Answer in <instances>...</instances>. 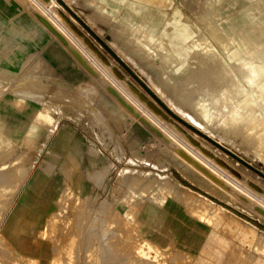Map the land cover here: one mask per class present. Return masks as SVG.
<instances>
[{"label": "rangeland", "instance_id": "rangeland-1", "mask_svg": "<svg viewBox=\"0 0 264 264\" xmlns=\"http://www.w3.org/2000/svg\"><path fill=\"white\" fill-rule=\"evenodd\" d=\"M11 1L9 13H0V79L10 82L7 86L0 83V93L8 90L7 96L12 97L16 93L18 97L12 104L17 108L27 109L25 100H35V109L28 111L33 124L23 160L35 159L29 167L35 166V172L43 175L48 186L41 182L33 187L35 220L29 224L26 213L32 189L25 190L18 208L11 205L19 163L0 168V185L3 180L6 182L0 186V211L10 208L8 218L13 210L19 212L13 230L5 232L0 228V264H193L190 254L151 236V224L143 225L141 217L144 204L162 205L180 217L186 212L205 221L216 220L220 222L218 227L225 228L226 234L234 238V250L252 252L264 264V217L238 197L206 186L199 180L201 176H187L175 151L155 130L165 128V136L177 147L180 143L170 138L171 132H176L185 144L193 140L201 147L208 146L207 153L235 170L242 186L253 185L252 191L264 198V95L256 83L246 78L249 69L244 66L259 55L258 49L264 44V11L260 13L258 8L263 1L226 0L219 17L213 20L204 10L206 0H154L158 5L135 0L143 13L137 20L125 13V7L133 0H124L118 9L113 7V0ZM42 12L62 21L78 42L71 37L62 41L45 29L37 16ZM149 15L158 16L162 24L167 22L165 30L181 38L179 50L173 52L178 62L174 68L166 67L156 43L139 44L134 31L126 30L129 24L152 31L145 24ZM64 16H73L86 38ZM221 23L230 28H223ZM152 33L168 43L170 38H176L161 30ZM241 33L246 34L249 45L242 54L232 51L238 48ZM257 37L260 40L255 42ZM50 43L62 50H45ZM77 53L83 58L79 59ZM49 56H54L56 62ZM207 64L214 65L216 71L220 65L219 74H211L214 68ZM192 72L203 75L194 76ZM191 74L193 78L189 79ZM201 75L214 77L213 81L203 77L207 83L203 79L205 84L199 83ZM22 76L35 86V92L27 94L24 81L18 79ZM194 77L200 79L196 81ZM232 80L242 83L243 92L232 94L231 100L228 88ZM109 84L117 87L120 97L126 99L128 94L137 104L129 101L133 108L126 107L108 91ZM141 115L153 121L154 128ZM63 134L66 142L61 138ZM256 186L261 191L255 190ZM175 190L183 199L175 196ZM257 204L264 209V204ZM2 223L6 224V216ZM244 257V263L252 259Z\"/></svg>", "mask_w": 264, "mask_h": 264}, {"label": "crops", "instance_id": "crops-1", "mask_svg": "<svg viewBox=\"0 0 264 264\" xmlns=\"http://www.w3.org/2000/svg\"><path fill=\"white\" fill-rule=\"evenodd\" d=\"M123 1L124 0H113V7L116 9L120 8L123 4ZM148 1L157 4V2L154 0ZM11 4V0H0V13L8 14ZM165 10L167 12L166 8ZM125 13L134 20L142 17L143 14L141 5L137 4L135 0L128 3V5L125 7ZM146 20L147 21L145 24L149 25L153 32L156 30H161L164 32V34H167L170 37L176 36V38H174V40L170 38L168 43L165 39L159 37L157 38L153 35L152 31L145 30L144 27L138 26L133 28L129 24L126 25V30L134 31L133 35H135L136 41L139 44L147 46L148 42L150 41L156 43V51L161 52L162 57L166 61V67L168 66V68H174L176 65H178V62L176 57L173 55V52L174 50L176 52L179 50L177 45L180 43L181 38L177 34L175 35L168 33L165 30V24L167 22L162 24L163 21H161V19L159 21L158 16L153 17L149 15ZM69 21L77 26V24H75L76 19L73 16L72 19H69ZM48 49L51 51L62 50L57 44H53L52 46V43L45 47V50ZM49 57L51 61H55L54 56ZM18 79L24 81L22 84L24 89L27 91V94L35 92V86L29 84L30 81H28L27 78L25 79L22 76ZM0 83L7 86L10 82L0 79ZM7 91L8 90H6L4 93H0V168L5 164L19 163V167L16 169V175L18 177L17 179L19 181H17L15 186L17 190L14 194L11 193V197L15 195L14 199L11 201L12 208L14 209L18 208L22 203V197L25 194V190L29 189V187L33 185L35 178L34 166L33 169H31V171L28 173L29 175H27L26 179L24 180L26 184H24L21 179V175L24 170L28 168L31 163L35 164V159L33 160L29 158L27 160H23V154L28 146V133L33 124V117L27 111L35 109V100H25L28 102L27 109H24L23 107L17 108L12 104V101L17 99L18 96L16 93H14L15 97L7 96ZM34 203L35 189L33 190L32 188V197L27 203L28 210L26 213V217H30L29 224L31 221L35 220V208L33 207ZM30 204H32V206H30ZM6 211H3L2 213L0 211V225L5 216L6 220L8 219L7 213L9 208ZM29 211L32 213L28 214ZM2 214L5 215L2 216ZM141 217L143 219V225L151 224V236L164 245H174L181 251L190 254L193 257V264H262L258 256L252 252L250 253L246 250L242 253L239 250H234L236 249L233 247L232 242V239L234 238L226 234L225 228L218 227L220 222H217L216 220L212 222L205 221L185 212L182 213L183 219L175 212L166 209L162 205L156 204H144ZM185 219L187 221L190 220L189 222L191 224ZM244 222H246V225L249 224L247 220H244ZM153 223L158 224L159 226H153ZM196 223H199L198 225H201L204 228L198 227ZM244 256H249V258L252 256L253 259H248L247 263H244Z\"/></svg>", "mask_w": 264, "mask_h": 264}, {"label": "bare ground", "instance_id": "bare-ground-1", "mask_svg": "<svg viewBox=\"0 0 264 264\" xmlns=\"http://www.w3.org/2000/svg\"><path fill=\"white\" fill-rule=\"evenodd\" d=\"M226 0H206V2H205V9L204 10H206L209 14V19H211V20H213V19H217L218 17H219V15H220V8H221V6L224 4V2H225ZM263 1V4H261V3H258V8H259V12L261 13V12H263L264 11V0H262ZM146 2V1H145ZM171 3V2H170ZM235 4V3H234ZM158 5V4H157ZM237 5V4H236ZM236 5H233V7H236ZM168 6V5H167ZM199 6H201V5H199ZM200 8V7H199ZM256 8V7H255ZM258 8H256V9H258ZM204 12V11H203ZM46 13V12H45ZM214 13V14H213ZM259 14V13H258ZM47 14H43V12H42V14H38L37 16L39 17V19H40V22L42 23V25L44 26V28L45 29H47V30H49L50 32H52V33H55L62 41H65V39H67V38H69V37H71V39H73L74 41H75V43H77L78 41H77V38H75V37H73V36H71L70 34H73L72 33V31L70 32L69 31V28H67V26H65L64 25V23L62 22V21H58L57 22V20H55V19H53L51 16L49 17H47L46 16ZM65 17V16H64ZM67 20H69L67 17H65ZM202 19H203V17H202ZM259 19H260V21L262 20V15H260L259 16ZM204 21H205V17H204V19H203ZM202 20V21H203ZM203 23V22H202ZM204 23H206V21L204 22ZM72 24V23H71ZM220 25H222V27L223 28H230L229 26H226L225 24H220ZM259 25H262V22H260L259 23ZM42 26V27H43ZM218 26H219V24H218ZM72 27L74 28L75 26H74V24H72ZM195 27V26H194ZM213 27V26H212ZM220 27V26H219ZM58 28L60 29V30H58ZM216 28V27H215ZM75 29V28H74ZM207 29V28H206ZM249 29V28H248ZM244 30H246V29H244ZM212 31H214V29L212 30ZM250 31V30H249ZM261 31H263V33H261V36L262 35H264V29L263 30H261ZM78 32L80 33V35H83V32L82 31H80V30H78ZM208 32H209V30H208ZM214 34H215V31H214ZM238 34V33H237ZM253 34V33H252ZM216 35V34H215ZM218 35H220V34H218ZM245 36H246V34L245 33H241L239 36H238V40H237V46H238V48L237 49H234V50H232V51H239V52H241V54H242V52H244L245 50H247V49H249L248 47H249V45H247V42H246V40H245ZM1 37H3V38H5L4 36H2L1 35ZM65 37H67V38H65ZM73 37V38H72ZM190 37V36H189ZM202 38H203V36H201ZM219 37V36H218ZM255 37V36H254ZM144 38V37H143ZM206 38V37H205ZM220 38V37H219ZM218 38V39H219ZM193 40H195V39H193ZM200 40V39H199ZM198 40V41H199ZM203 40V39H202ZM220 40V39H219ZM258 40H260L258 37H257V39L255 40V42H257ZM4 41V40H3ZM218 42V41H217ZM226 42V41H225ZM8 43V42H7ZM64 43V42H63ZM163 43V42H162ZM166 43V42H165ZM192 43V42H191ZM227 43V42H226ZM4 44L6 45V43L4 42ZM223 44V43H222ZM208 45V44H207ZM213 45V44H212ZM226 46V45H225ZM3 47V46H2ZM171 48V47H170ZM208 49V48H207ZM206 50V49H205ZM212 50V49H211ZM96 51H97V48H96ZM255 50H253V52H254ZM258 51L260 52L259 53V55L258 56H253L252 58H250L249 60H248V62L247 63H245L244 64V66L245 67H247L248 69H249V71L247 72V73H245V76H246V78L247 79H249L251 82H254V83H256L258 86H259V88L261 89V92H262V95H264V44L262 45V46H260L259 47V49H258ZM198 52V51H197ZM201 52V51H200ZM238 52V54L240 55V53ZM97 53H98V51H97ZM212 53V52H211ZM237 54V53H236ZM237 54V55H238ZM77 55H78V57H79V59L80 58H83L82 56H81V54H79V53H77ZM233 55V54H232ZM102 56V55H101ZM231 56V55H230ZM104 59H105V57L104 56H102ZM170 57V56H169ZM197 58V57H196ZM217 58V57H216ZM229 58H231V57H229ZM214 59V58H213ZM218 59V58H217ZM196 60V59H195ZM200 60V59H199ZM202 60V59H201ZM203 60H204V58H203ZM219 60V59H218ZM229 60V59H228ZM239 60H240V58H239ZM221 61V60H220ZM210 63H212L211 61L209 62V64ZM209 64H207L210 68L211 67H213L214 65H209ZM213 64H216V63H213ZM156 65V64H155ZM169 65V64H168ZM197 65V64H196ZM217 65V64H216ZM215 65V66H216ZM220 66V65H219ZM219 66H217L218 68H219V70H218V68L216 67V69L218 70V71H216L215 70V67H213V68H211V69H213V70H211L210 68H209V71L211 70L212 71V73H211V71H210V73L211 74H213V72H217L216 74H219V72H220V67ZM98 67H100V66H98ZM240 67V65L239 66H237V68H239ZM197 68H198V65H197ZM207 68V67H206ZM236 68V69H237ZM102 69V68H101ZM192 69V68H191ZM190 69V70H191ZM199 69V68H198ZM187 70V69H186ZM190 70H188V72L190 71ZM195 70V69H194ZM227 70V69H226ZM195 71H197V70H195ZM195 71H193V72H195ZM199 71H202V70H198L197 72H199ZM204 71H206V73H208L209 71L207 70V69H204ZM208 71V72H207ZM223 71V70H222ZM243 71V70H242ZM102 72L103 73H105L106 71H103L102 70ZM191 72V71H190ZM192 72V73H193ZM228 72V71H227ZM170 73V72H169ZM203 73H205V72H203ZM168 74V73H167ZM187 74V73H186ZM189 75H190V73H188ZM194 74V73H193ZM196 74V73H195ZM194 74V76H199L200 74H202V72H200L199 73V75L198 74H196L195 75ZM209 74V73H208ZM207 74V75H208ZM221 74V73H220ZM241 74V73H240ZM168 75H170V74H168ZM203 75V74H202ZM202 75H201V77H202ZM214 75V74H213ZM212 75V76H213ZM109 76V75H108ZM183 76V75H182ZM188 76V75H187ZM186 75H185V77H187ZM211 76V75H210ZM229 76V75H228ZM227 76V77H228ZM161 77V76H160ZM160 77H159V79H160ZM190 77H192L193 78V76H192V74H191V76H189V79H190ZM203 77H205L206 78V76H203ZM203 77L201 78V80L199 81V83H204V82H201L202 81V79H203ZM199 79H200V77H198ZM197 78V79H198ZM203 79L204 81H206V79L209 81H211L214 77H212V79H209V77L208 78H206V79ZM217 78V77H216ZM221 78V77H220ZM162 79V78H161ZM185 79V78H184ZM194 79L197 81V79H196V77H194ZM227 79V78H226ZM228 79H229V77H228ZM227 79V80H228ZM194 80V81H195ZM216 80V79H215ZM224 80V79H223ZM239 80V79H238ZM238 80H232L231 82H230V84H229V88H228V90H229V93H230V95L232 96L231 97V100H232V98L234 97L233 95H237V94H239V93H241L242 94V89H241V87H242V83L240 82V81H238ZM190 81H192V80H190ZM189 81V82H190ZM193 81V82H194ZM209 81V82H210ZM213 81V80H212ZM211 81V82H212ZM225 81V80H224ZM178 82V81H177ZM184 82V81H183ZM209 82H208V84H209ZM216 82H218V80H216ZM215 82V83H216ZM167 83V82H166ZM176 83V82H175ZM199 83H198V89L196 88V87H194V88H192V89H197V90H199V88L201 89V85H200V87H199ZM206 83H207V81H206ZM220 83H221V81H220ZM226 82H224V84H225ZM181 84V83H180ZM205 84V83H204ZM204 84H202V85H204ZM210 84H212V83H210ZM210 84H209V86H210ZM216 84H218V83H216ZM223 84V86H225ZM236 84V85H235ZM213 85V84H212ZM211 85V86H212ZM220 85V84H219ZM227 85V84H226ZM216 86V85H215ZM169 87V86H168ZM183 87V86H182ZM213 87V86H212ZM219 87V86H218ZM170 88V87H169ZM176 88V87H175ZM214 88V87H213ZM226 88V87H225ZM107 89H108V91L113 95V96H115V97H117L118 99H119V101L121 102V103H123L126 107H128V108H130V109H132L133 108V106L131 105V103H129V101H131L133 104H137L136 103V100L134 99V97H133V99L128 95V94H126V99H128V100H126V99H124V98H122V97H120V95L119 94H117V87H115L114 85H107ZM132 89H134L137 93H139L138 92V90L137 89H135V88H132ZM172 89H173V87H172ZM182 90H183V88H182ZM196 90V91H197ZM226 90V89H225ZM173 91V90H172ZM184 91V90H183ZM187 91H188V89H187ZM196 91H195V93H196ZM174 92H176V91H174ZM227 92V91H226ZM246 92V91H245ZM180 93V92H179ZM188 93H190V92H188ZM188 93H186V94H188ZM197 94V93H196ZM223 94V93H222ZM227 94V93H226ZM233 94V95H232ZM199 95V94H198ZM223 95H225V94H223ZM222 95V96H223ZM187 96V95H186ZM200 97L202 96V95H199ZM226 97V96H225ZM186 98V97H185ZM185 98H183V99H185ZM222 98V97H221ZM236 98V97H235ZM183 99H181V100H183ZM187 99V98H186ZM191 99H192V96H191ZM200 99H203V98H200ZM190 100V99H189ZM224 100V99H223ZM253 100H254V98H253ZM14 101V100H13ZM184 102H186L185 100H183ZM190 101H192V100H190ZM193 101H195V100H193ZM198 101V100H197ZM246 101V100H245ZM201 102V101H200ZM233 102H235V101H233ZM243 102V101H242ZM22 103V102H21ZM195 103V102H194ZM197 103V102H196ZM195 103V104H196ZM199 103V102H198ZM204 103V102H203ZM229 103V102H228ZM231 103V102H230ZM187 104H189V103H187ZM200 104V103H199ZM243 104V103H242ZM14 105V104H13ZM196 105H198V104H196ZM247 105H249V103L247 104ZM192 106H194V105H192ZM201 106L203 107V104H201ZM250 106V105H249ZM262 106V105H261ZM200 107V106H199ZM244 107V106H243ZM246 107V106H245ZM195 108V107H194ZM219 108V107H218ZM197 109V108H196ZM199 109V108H198ZM203 109H204V107H203ZM207 109V108H206ZM213 109V108H212ZM242 109V108H241ZM243 110V109H242ZM196 111V110H195ZM205 111V110H204ZM203 111V112H204ZM221 111V110H220ZM28 112V111H27ZM147 111H145V113H146ZM198 112V111H197ZM200 112V111H199ZM202 112V111H201ZM209 112V111H208ZM219 112V111H218ZM23 114V113H22ZM45 114V113H44ZM32 115V114H31ZM201 115H202V113H201ZM201 115H199V116H201ZM214 115V114H213ZM217 115V114H216ZM240 115V114H239ZM142 116V119L143 120H145V122H148L149 120H147V118L145 117V116H143V115H141ZM203 116V115H202ZM211 116V115H210ZM208 117H209V115H208ZM152 118V117H151ZM202 118V117H201ZM204 118V117H203ZM206 118H207V116H206ZM206 118H204V119H206ZM210 118V117H209ZM209 118H207V119H209ZM24 119V118H23ZM40 119V118H39ZM153 119V118H152ZM150 122V124H151V126L153 127L154 126V124H152L153 123V121H152V123H151V121H149ZM38 125H40V124H38ZM67 128V127H66ZM154 128V127H153ZM163 128V127H162ZM262 128V127H261ZM72 130V129H71ZM155 130H156V132H157V134L159 135V136H162L165 140H166V142L168 143V144H170V146H171V149H173L174 151H175V155H176V160L183 166V167H185L186 169L184 170L186 173V175L187 176H190V177H192L193 179H196L197 178V175L198 176H201V178L202 179H199V180H201L206 186H214V187H217V188H219L220 190H222V191H225V192H227V193H229V194H232V196L233 197H235L236 196V198L237 199H240V200H242V202H244V203H246V204H248V205H250L251 207H253V209H255V211H258L259 213V215H262V217H264V209L262 208V209H260L261 207L257 204L258 202L260 203V204H264V198L262 197L263 195H259L257 192L255 193V191L253 190L252 191V188H253V185L251 186V188H249L247 185H241V183L242 182H240V181H238V177L236 176V174H237V172L235 171V170H232V169H229V168H227V166H225V163L223 164V162L222 161H218L216 158H214V157H212V155L211 154H209V153H207V151L210 149L208 146H206V147H201L200 145H198L196 142H194L193 140H190L189 142V144L188 143H184V142H182L181 141V139L179 138V135L176 133V132H171L170 134H168V135H170V138H172V139H174V141H175V143L176 142H179L180 144V146H175V145H173L172 143H171V141L169 140V138L168 137H166L165 135H167V130L164 128V129H161V128H155ZM169 133V132H168ZM62 140H64L65 142H66V138H65V135L63 134L62 135ZM69 138V137H68ZM67 138V139H68ZM185 141V140H184ZM186 142V141H185ZM264 145V144H263ZM199 146V147H198ZM79 148V147H78ZM78 148H77V150H78ZM203 148H205V149H203ZM81 151V150H80ZM74 153V151H71V153ZM263 154V153H262ZM74 156V155H73ZM82 156V155H81ZM65 164V163H64ZM70 168V167H69ZM72 168V167H71ZM75 168V167H74ZM31 169H33V166H30L29 168H27L24 172H23V182H24V180L26 179V177H27V175H29L28 173L31 171ZM44 170V169H43ZM47 171V170H46ZM45 172V171H44ZM5 173H7V172H5ZM47 173V172H46ZM3 174H4V172H3ZM8 174V173H7ZM50 174V173H49ZM9 175V174H8ZM7 175V176H8ZM2 177H3V175H1ZM4 177H5V175H4ZM20 177V176H19ZM5 178H7V177H5ZM9 178V177H8ZM7 178V179H8ZM15 178V177H14ZM2 178H0V180H1ZM4 179V178H3ZM6 179V180H7ZM16 179V178H15ZM28 179V178H27ZM9 181V180H8ZM7 181V182H8ZM3 182H4V180H3ZM3 182H2V184H3ZM14 182H15V184L17 183V180L15 181L14 180ZM42 182V184L44 185V184H46L47 186H48V183H46V181L44 180V178H43V175L40 173V172H35V178H34V182H33V185H31L30 187H29V190L30 189H32L33 187H34V185H35V188H36V185H39V183H41ZM1 183V182H0ZM4 183H6V182H4ZM1 184V185H2ZM14 184V185H15ZM24 184H26V182H24ZM0 185V186H1ZM5 185V184H4ZM7 185V184H6ZM8 185H9V182H8ZM12 185V184H11ZM170 185V184H169ZM19 186V185H18ZM168 186V185H167ZM167 186H165V187H167ZM176 186V185H175ZM255 186V185H254ZM24 187V186H23ZM170 187V186H169ZM177 187V186H176ZM14 188V187H13ZM186 188V187H185ZM65 189V188H64ZM176 189V188H175ZM177 189H179V188H177ZM193 190V189H192ZM255 190H260V188L259 187H257L256 186V189ZM174 191V190H173ZM196 191V190H195ZM237 191H239L240 192V195H241V193H242V196H240L239 195V193H237ZM261 191V190H260ZM259 191V192H260ZM12 192V191H11ZM172 192V191H171ZM45 193V192H44ZM48 193V192H47ZM175 196L176 197H179V199L181 198L180 196H181V194L180 193H178V191L176 192V190H175ZM182 193V192H181ZM262 193V192H261ZM187 194H185V196H186ZM55 196V195H54ZM164 196V195H163ZM172 197H173V195H172ZM205 197V196H204ZM11 198V197H10ZM25 198H27V196H25ZM154 198V197H153ZM156 198V197H155ZM155 198H154V201H155ZM208 198V197H207ZM235 198V199H236ZM31 199V198H30ZM181 199H183V198H181ZM180 199V200H181ZM187 199V198H186ZM191 199V198H190ZM3 200V199H2ZM1 200V201H2ZM27 200V199H26ZM150 200V199H149ZM209 200V199H208ZM208 200L206 201V202H208ZM9 201V200H8ZM25 201V200H24ZM30 201V200H29ZM28 201V202H29ZM81 201V200H80ZM65 201H63V203H64ZM213 202V201H212ZM61 203V202H60ZM157 203V202H156ZM203 203V202H202ZM211 203V202H210ZM191 204V203H190ZM204 204V203H203ZM212 204V203H211ZM3 205V204H2ZM69 205V204H68ZM77 205V204H76ZM205 205V204H204ZM207 205V204H206ZM214 205V204H213ZM9 206V205H8ZM63 206V205H62ZM259 207V208H258ZM263 207H264V205H263ZM73 208V207H72ZM201 208V207H200ZM199 208V209H200ZM10 209V208H9ZM193 210H194V208H192ZM257 209V210H256ZM191 211V210H190ZM195 211V210H194ZM186 213V212H185ZM196 213L198 214V212L196 211ZM207 213V212H206ZM54 214V213H53ZM78 214V213H77ZM80 214V213H79ZM127 214V213H126ZM129 214V213H128ZM18 215H19V212L17 211V212H14V210H13V215H9L10 217L6 220V224H3V225H1L0 226V228L2 227L3 229H5V232H7L10 228V230H13V225L12 224H15L16 223V220H17V218H18ZM82 215V214H81ZM84 215V214H83ZM206 215V214H205ZM199 216V215H198ZM201 216H203V214H201ZM207 216V215H206ZM78 217H82V216H78ZM23 218V217H22ZM76 218V217H75ZM126 218V217H125ZM83 219V218H82ZM129 219V218H128ZM190 219V218H189ZM205 219V218H204ZM78 221V220H77ZM126 221V220H125ZM190 221V220H189ZM200 221H201V219H200ZM124 222V221H123ZM127 222V221H126ZM195 222V221H194ZM27 224H28V221L26 222ZM119 223H120V221H119ZM131 223V222H130ZM202 223H204V222H202ZM25 224V223H24ZM75 224V223H74ZM197 224V223H196ZM199 224V223H198ZM197 224V225H198ZM7 225V226H6ZM23 225V224H22ZM73 225V224H72ZM133 225V224H132ZM25 226H26V224H25ZM128 227V226H127ZM25 228V227H24ZM59 228V227H58ZM122 228V227H121ZM129 228V227H128ZM207 228V227H206ZM238 228V227H237ZM46 230V229H45ZM59 230V229H58ZM112 231V230H111ZM1 232V231H0ZM10 232V231H9ZM13 232H15V231H13ZM113 232H114V230H113ZM123 232V231H122ZM124 232H125V230H124ZM123 232V233H124ZM68 233H70V232H68ZM83 233V232H82ZM5 234H7V233H5ZM13 234V233H12ZM47 234H48V231H47ZM60 234H61V232H60ZM63 234V233H62ZM72 234V233H71ZM75 234V233H74ZM113 235H114V233H112ZM115 234H116V232H115ZM8 235H10V234H8ZM103 235V234H102ZM12 236V235H11ZM47 236V235H46ZM75 237H76V235H74ZM116 236V235H115ZM132 236H133V234H132ZM45 237V236H44ZM61 237V236H60ZM102 237V236H101ZM113 237V236H112ZM2 238V237H1ZM0 238V239H1ZM70 238V237H69ZM74 238V237H73ZM110 238H111V235H110ZM134 238V237H133ZM53 239V238H52ZM104 239V238H103ZM72 240V239H71ZM78 240V239H77ZM76 241V240H75ZM77 242V241H76ZM133 242V241H132ZM9 243V242H8ZM101 243V242H100ZM102 243H105V242H103L102 241ZM10 244V243H9ZM67 244H68V242H67ZM66 244V245H67ZM71 245V244H70ZM109 245V244H108ZM113 245V244H112ZM10 246V245H9ZM52 246V245H51ZM72 246V245H71ZM74 246H75V244H74ZM73 246V247H74ZM101 246V245H100ZM259 246H260V244H259ZM261 246H262V244H261ZM111 246H109V248H110ZM113 247V246H112ZM8 248H10V247H8ZM127 248V247H126ZM2 249V248H1ZM13 249V248H12ZM74 249V248H73ZM106 249H108V248H106ZM143 249H146V247L145 248H143ZM3 251H4V249H2ZM105 250V249H104ZM6 251H8V249L6 250ZM5 251V252H6ZM109 251H111V249L109 250ZM12 252H14V251H12ZM55 252V251H54ZM53 252V253H54ZM106 252V251H105ZM108 252V251H107ZM2 253V252H1ZM10 253H11V251H10ZM59 253V252H58ZM64 253V252H63ZM70 253V252H69ZM74 253V252H73ZM112 253V252H111ZM2 254H4V253H2ZM56 254V253H55ZM6 255V254H5ZM60 255V254H59ZM62 255V254H61ZM175 255V254H174ZM182 255V254H181ZM12 256V255H11ZM105 256H106V254H105ZM113 255H111L110 257H112ZM60 257V256H59ZM59 257H57V258H59ZM72 257V256H71ZM108 257V256H107ZM109 257V258H110ZM118 257V256H117ZM108 258V259H109ZM123 258V257H122ZM56 259V258H55ZM112 259V258H111ZM110 259V260H111ZM124 259V258H123ZM253 259V258H252ZM62 260H63V258H62ZM115 260V259H114ZM108 261V260H107ZM112 261V260H111ZM119 261V260H118ZM115 262H117V261H115ZM103 263H105V262H103ZM110 263V262H109ZM120 263V262H119ZM150 263V262H149ZM69 264V263H68ZM106 264V263H105ZM113 264V263H112ZM116 264V263H115ZM178 264V263H177Z\"/></svg>", "mask_w": 264, "mask_h": 264}, {"label": "water", "instance_id": "water-1", "mask_svg": "<svg viewBox=\"0 0 264 264\" xmlns=\"http://www.w3.org/2000/svg\"><path fill=\"white\" fill-rule=\"evenodd\" d=\"M92 44V43H91Z\"/></svg>", "mask_w": 264, "mask_h": 264}]
</instances>
